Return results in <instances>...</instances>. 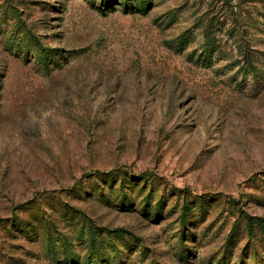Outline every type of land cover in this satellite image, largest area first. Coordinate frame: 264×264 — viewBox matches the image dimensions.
Wrapping results in <instances>:
<instances>
[{
  "label": "rangeland",
  "instance_id": "1",
  "mask_svg": "<svg viewBox=\"0 0 264 264\" xmlns=\"http://www.w3.org/2000/svg\"><path fill=\"white\" fill-rule=\"evenodd\" d=\"M113 2L0 0V264H82L88 219L145 243L142 260L120 246L124 264H237L245 217L264 218V2ZM209 19L221 51L204 64L188 54ZM240 28L256 76L232 66ZM39 45L61 51L49 70ZM122 177L133 210L115 206ZM185 201L202 211L180 241Z\"/></svg>",
  "mask_w": 264,
  "mask_h": 264
},
{
  "label": "trees",
  "instance_id": "2",
  "mask_svg": "<svg viewBox=\"0 0 264 264\" xmlns=\"http://www.w3.org/2000/svg\"><path fill=\"white\" fill-rule=\"evenodd\" d=\"M110 1H112V3H110L109 6L116 5V3L113 2L116 0H110ZM128 1L129 0H121L120 2L121 6L128 7L129 6ZM249 1L258 2V3L264 2V0H249ZM133 2L139 3L138 7L139 9H142L143 7L149 4L150 0H133ZM241 15H242L241 12L238 11L232 14V17L237 19L238 17L240 18ZM262 16L264 17V14H259V17ZM244 30H245L244 28H240L239 31L228 32L230 39H234L236 43V57L232 66L235 67L238 72L243 73L244 75L256 76L259 73V69L261 67V65L259 64L260 52L249 46L248 40L246 41L244 40L246 39L245 33H247ZM217 31L218 28L216 24L213 23L212 19H209V21L205 25H203L201 29V35H202L201 44H199L198 46L195 45L191 46L193 47L192 49L198 50V53L193 54V52L192 53L190 52L188 54L190 60L196 58L200 63L209 64L213 58H217V55L221 51V43L216 38ZM36 53L37 56L35 57V60L37 64L41 66L44 70H49L51 65L55 64L56 55H58L60 58L62 57L60 50L46 48L42 45L38 46ZM98 177H103L104 178L103 181H105L106 183H110L113 179V176L109 175L107 177L103 174H98ZM135 181H136L135 179L131 178L130 184H133V182ZM127 184L129 183L126 179H124L123 177L120 178L118 188L116 190L117 194L115 196V199L117 204H115V206L119 207L120 209H126L125 207H128V209L133 210V207L130 205L129 197H128V193L131 191L132 185L128 186ZM103 190H104L103 188H99L98 194H100V196H102ZM138 190H139L138 192H141L140 189ZM105 199L109 201L108 198L105 197ZM149 201H150L149 195L145 196V198L142 197L140 203L142 214L145 213V210L147 209V207H149L148 206ZM161 202L162 200L160 199L159 205H156V207L159 208ZM196 203L197 202L185 201L184 204L180 207V214L178 219V223L181 227L180 236H178V240L180 241H182L183 238L185 237L187 224L190 222V220L193 219V212H195V210H197L198 212L202 211V206L196 208L198 206V204ZM153 213L155 214V216H158L160 215V210L155 209ZM245 223H246L245 235L250 237V242L248 243V246H246V248L242 249V254L239 257V262L237 264H243L241 258L246 257V255H248L247 251H249V249L250 251L253 250L252 254H250L251 264H260L262 258L256 252V246L262 245L264 249V218H255V217L246 216ZM237 232H239V226L235 224V226H233L231 230V234L229 235L227 241V247H225V250L223 252L224 255L223 257H226V254H229L230 246L234 245V239L236 237L235 234ZM84 237L85 240L82 239L83 240L82 244H84L88 254H87V258H85L82 264H89V263L124 264L121 258L119 257L120 256L119 247L121 246L122 248L124 247L131 249L133 244L135 243H137L138 247L140 248V251L136 254L138 255L139 260H142L143 257H145L146 253L148 252L147 248H145V243L143 242L139 243L138 242L140 241L139 238L136 235H134L131 231H128L122 227L102 228L94 224L90 219L85 221L84 233L78 238V240ZM49 246L51 252L52 253L54 252V255H57L55 251L56 247L53 246L52 244H50ZM60 248L62 250L63 255L68 254V252L65 253V251L68 248L66 246V243L61 244ZM106 251H109L113 254L110 258V261ZM72 261L73 263H75V258H73ZM216 261L217 262H214L213 264H225L221 260H216Z\"/></svg>",
  "mask_w": 264,
  "mask_h": 264
}]
</instances>
